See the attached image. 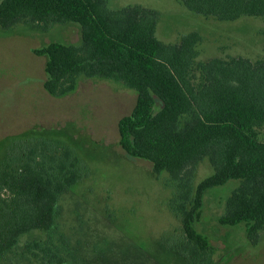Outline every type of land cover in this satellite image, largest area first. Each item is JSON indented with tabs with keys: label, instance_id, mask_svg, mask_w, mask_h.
<instances>
[{
	"label": "trees",
	"instance_id": "trees-1",
	"mask_svg": "<svg viewBox=\"0 0 264 264\" xmlns=\"http://www.w3.org/2000/svg\"><path fill=\"white\" fill-rule=\"evenodd\" d=\"M179 1L221 20L264 17V0ZM159 16L141 4L110 8L108 0H0L3 28L26 23L46 29L55 22L81 26L80 44L53 40L34 48L46 56L44 87L50 94L74 92L82 76L122 81L136 90L134 108L118 122L120 144L176 182L179 190L170 205L182 217L188 242L204 257L212 247L196 228V213L213 186L241 179L220 223L244 222L252 241L264 229V58L200 60L201 33L192 30L178 42H164L156 35ZM204 158L214 172L193 187L194 169ZM76 175L66 164L46 166L37 148L4 164L0 256L25 232L53 227L59 196ZM27 247L47 260H61L40 241Z\"/></svg>",
	"mask_w": 264,
	"mask_h": 264
},
{
	"label": "rangeland",
	"instance_id": "rangeland-1",
	"mask_svg": "<svg viewBox=\"0 0 264 264\" xmlns=\"http://www.w3.org/2000/svg\"><path fill=\"white\" fill-rule=\"evenodd\" d=\"M128 4L159 11L156 35L164 42L199 31L200 60L264 58V17L221 20L196 13L179 0H108L110 8ZM80 28L75 22H55L46 29L26 23L0 26V169L37 148L46 166L66 164L77 174L59 196L53 227L22 234L0 256V264H264V229L252 241L244 222H219L241 179H229L204 194L195 225L212 247L205 258L188 242L182 217L170 205L179 190L176 182L120 144L118 122L134 108L135 89L87 76L64 96L45 89L46 56L34 48L53 40L80 44ZM213 172L209 159L201 160L193 187ZM35 241L48 245L61 260L32 254L27 244Z\"/></svg>",
	"mask_w": 264,
	"mask_h": 264
}]
</instances>
